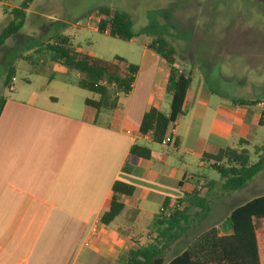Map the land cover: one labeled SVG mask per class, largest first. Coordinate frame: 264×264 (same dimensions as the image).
I'll list each match as a JSON object with an SVG mask.
<instances>
[{"label":"crops","instance_id":"obj_1","mask_svg":"<svg viewBox=\"0 0 264 264\" xmlns=\"http://www.w3.org/2000/svg\"><path fill=\"white\" fill-rule=\"evenodd\" d=\"M148 44L136 64L131 93L113 112L97 114L84 105L86 98L97 97L78 92L77 73L74 81L53 74L36 76L42 82L39 92L18 93L3 101L0 264H126L130 250L149 245L157 246L166 264L199 234L221 227L217 223L177 226L182 231L176 235L160 226L155 239L151 226L165 199L172 208L185 194L201 189L202 171L211 163L203 159L204 154L237 148L240 141L248 143L242 147L250 152L264 144V112L255 105L233 102L264 101V80L250 77L252 71H263L259 68L264 53L245 55L242 69L241 63L230 61L229 73L213 65L200 68L192 59L176 65L191 83L183 115L166 131L173 141L162 145L153 142L152 134L139 132L149 108L164 114L170 108L165 92L167 65ZM133 145L147 147L150 158L132 157ZM262 181L264 176L253 186ZM115 182L131 186L133 193L117 197L122 211L104 225L100 219L109 208ZM204 194L201 191L200 196L205 198ZM196 218L195 212L190 215V225L205 219ZM93 226L97 230L91 235ZM260 264H264L261 251Z\"/></svg>","mask_w":264,"mask_h":264},{"label":"rangeland","instance_id":"obj_2","mask_svg":"<svg viewBox=\"0 0 264 264\" xmlns=\"http://www.w3.org/2000/svg\"><path fill=\"white\" fill-rule=\"evenodd\" d=\"M24 1L0 0V29L10 20L9 10L20 7ZM103 8L128 15L132 22V41H121L97 32L98 11ZM58 35L68 38L82 53L107 61L118 56L135 65L140 61L143 46L161 37L175 49V65H184L186 59H192L200 68L213 65L214 69L229 73L230 61H236L237 65L241 63L242 69L245 55L264 53V1L31 0L27 5L24 26L0 52V101L14 98L18 93L39 92L42 82L38 78L45 74L75 80L76 73L64 67L66 74L61 73L62 69L59 70L57 63L50 59V50L43 47L52 44V39ZM190 52H193L192 57ZM11 67L15 75L12 92L8 86H3ZM259 69L264 71V61ZM263 71H252L250 77L264 80ZM202 175L204 184L208 180L216 182L204 194L210 213L195 225L193 222L190 225L188 220L186 226H212L216 223L218 226L233 209L255 195L264 194L263 181L257 187L253 186L264 176V169L248 183L246 189L230 193L220 192V177L210 165ZM194 212V208L188 210L189 215Z\"/></svg>","mask_w":264,"mask_h":264},{"label":"trees","instance_id":"obj_3","mask_svg":"<svg viewBox=\"0 0 264 264\" xmlns=\"http://www.w3.org/2000/svg\"><path fill=\"white\" fill-rule=\"evenodd\" d=\"M31 0H25L20 7L12 8L8 14L9 22L0 32V48L7 39L18 34L25 23L27 5ZM264 1V0H260ZM96 30L100 34L121 41L129 42L134 38L132 22L128 15L107 8L98 11ZM50 50V59L54 63L78 74L77 88L95 95L96 99L86 98L84 105L93 109L97 114L113 112L119 101L131 93L138 67L128 63L121 57L112 61L91 56L77 51L68 38L58 35L52 39V44L43 46ZM148 48L155 52L167 65L168 79L165 88L170 97L168 114L151 107L143 115L139 132L152 134L155 143H161L168 127L177 117L183 115V104L187 89L191 83L190 76H184L175 65L176 51L165 39L157 37L151 40ZM13 68H9L3 86L7 87L13 77ZM0 101V110L3 104ZM234 103L255 105L246 100H234ZM248 143L240 141L237 148H226L214 155L204 154L203 159L210 163L221 181L220 191L230 193L243 188L264 169V144L254 146L248 151L242 146ZM129 154L135 158L149 159L151 151L144 146L133 145ZM216 184L209 180L201 189L193 190L176 201L175 206H169L170 200L162 203L163 210L153 220L152 228L157 239V230L164 226L167 232L181 233L177 226H186L190 215L188 210L195 209L196 217L204 219L210 212L205 198L200 196ZM133 188L121 182L112 186V198L109 208L102 214L101 223L108 225L122 211L123 206L118 202V196H131ZM219 229L211 228L199 234L187 249L166 264H260V251L264 254V195L256 197L245 204L233 209ZM126 264H165L156 245L130 250Z\"/></svg>","mask_w":264,"mask_h":264},{"label":"built area","instance_id":"obj_4","mask_svg":"<svg viewBox=\"0 0 264 264\" xmlns=\"http://www.w3.org/2000/svg\"><path fill=\"white\" fill-rule=\"evenodd\" d=\"M107 33H108V31H105V35H106ZM14 80H15V78L12 77L11 80H10V83L8 84V90H9L10 92H12V91L14 90L13 85H12V82H13ZM255 106H256L257 108H259L261 111L264 112V101H258V102H256V103H255ZM148 134H151V132H149ZM172 141H173V139L171 138V136H169V135H165L164 138H163V140L161 141L160 144H162V145H168V144L172 143ZM160 212H164L163 208H161ZM164 213H165V212H164ZM165 214H166V213H165ZM96 230H97V226H93L92 229H91V235H94L95 232H96Z\"/></svg>","mask_w":264,"mask_h":264}]
</instances>
